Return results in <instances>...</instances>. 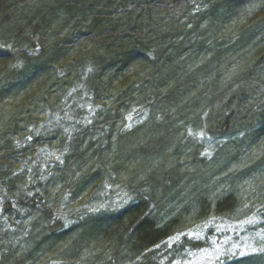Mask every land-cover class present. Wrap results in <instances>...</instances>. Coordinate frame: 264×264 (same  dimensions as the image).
<instances>
[{
    "label": "trees",
    "instance_id": "1",
    "mask_svg": "<svg viewBox=\"0 0 264 264\" xmlns=\"http://www.w3.org/2000/svg\"><path fill=\"white\" fill-rule=\"evenodd\" d=\"M0 16V40L14 43L0 47V107L13 104L11 125L30 105L22 99L32 95L39 107L70 76L97 107L77 130L99 143L72 182L74 195L127 169L126 183L138 186L120 208L89 210L76 223L56 217V205L35 208L22 236L0 219V264L36 262V253L53 248L63 263L90 245H107L117 262L155 264L150 249L176 231L236 215L247 184L264 216V0H0ZM135 107H144V123L115 133ZM6 117L4 214L11 197L35 204L22 187L26 170L15 166L28 148L12 136L17 127H3ZM196 124L225 139L209 160L195 159L194 141L185 137L184 127ZM80 140L71 141L70 153ZM215 176L230 189L211 199L205 191ZM223 264H264V252Z\"/></svg>",
    "mask_w": 264,
    "mask_h": 264
},
{
    "label": "rangeland",
    "instance_id": "2",
    "mask_svg": "<svg viewBox=\"0 0 264 264\" xmlns=\"http://www.w3.org/2000/svg\"><path fill=\"white\" fill-rule=\"evenodd\" d=\"M13 45L12 42L5 45V42L0 40V47ZM61 67L62 63L56 64V69L61 70ZM63 79L65 80L63 85L60 87L58 81L51 89V94L46 95V99L42 100L39 107L33 105L35 101H32V95L22 99L24 103L30 102V105L24 113L16 115V126L11 125L12 120L8 119L13 112L11 111L13 104L5 103L3 108L0 107V124L2 117L6 115L8 124L3 127L10 124L11 126L7 128L9 133L17 127L18 133L12 136L22 146L28 148L15 166L18 165L20 169L26 170L22 187L25 195L32 197L31 201H35V204L26 201L28 204L17 205L15 199L11 197L9 205L12 209L9 213L4 214L0 207V219L11 233L20 234L21 231L22 236L25 230L32 227L29 216L36 212L35 208L45 211L48 210V205H56L54 209L56 217L62 218L64 224H71L76 223L77 218L89 210L118 209L130 200L134 193L138 194V190L132 193V190L137 189L138 186L134 187L133 184L126 183L127 169L117 174L113 172L114 178L106 179L99 187L94 186L79 195H74L72 182L89 167L91 159L89 154L93 152L94 146L99 145L96 137L89 139V134L84 135L82 131L77 130V127L81 123L88 124L89 117L97 107L92 108L89 105V99L80 84L74 83L70 76H65ZM34 92L35 89L31 90L30 94ZM143 108L130 109L124 121L117 124L115 133L127 132L143 124L147 116ZM24 118L28 120L22 121ZM184 131L185 137L191 142L194 141L192 148L199 154L195 159L205 157L209 160L225 140L219 135L205 133V128L199 124L187 125ZM76 136L81 138L78 146L75 145L78 149L70 153L71 141ZM140 140L144 143L145 138L140 137ZM188 148L192 149L189 145ZM231 170L232 168H229L228 171ZM144 176L145 172L144 175L141 173L138 179ZM222 178L215 176L210 181L205 191L207 197L213 199L230 189ZM250 189L249 184L242 189L247 195L242 199L244 206L236 215L205 217L153 246L149 253L155 264H223L229 259L264 252L262 205L254 197H249ZM44 202L47 203V208L43 207ZM31 205L34 207L32 208ZM24 214L28 217L25 218ZM12 238L20 241L19 236ZM5 242L6 239H2L1 244ZM109 250L107 245H90L80 257L66 256L62 263L58 251L53 248L36 253L35 258L39 261L28 264H137L138 259L131 262H117Z\"/></svg>",
    "mask_w": 264,
    "mask_h": 264
}]
</instances>
